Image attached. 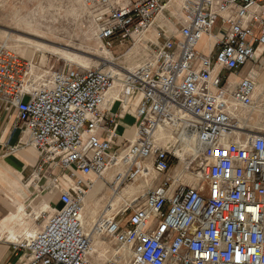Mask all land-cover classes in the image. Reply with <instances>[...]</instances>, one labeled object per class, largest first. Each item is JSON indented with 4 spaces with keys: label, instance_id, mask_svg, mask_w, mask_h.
Here are the masks:
<instances>
[{
    "label": "built area",
    "instance_id": "obj_1",
    "mask_svg": "<svg viewBox=\"0 0 264 264\" xmlns=\"http://www.w3.org/2000/svg\"><path fill=\"white\" fill-rule=\"evenodd\" d=\"M88 1L104 47L144 42L150 56L39 75L0 42V102L29 131L38 171L59 168L74 181L43 228L9 240L13 253L27 264H92L97 235L115 246L102 264H264V133L245 124L261 103L257 83L246 76L226 91L222 74L238 75L264 47V0ZM115 89L123 102L142 96L124 152L114 149L119 114L106 106ZM78 171L112 191L90 230L85 201L96 182ZM150 177L159 183L114 206L120 189Z\"/></svg>",
    "mask_w": 264,
    "mask_h": 264
},
{
    "label": "crops",
    "instance_id": "obj_2",
    "mask_svg": "<svg viewBox=\"0 0 264 264\" xmlns=\"http://www.w3.org/2000/svg\"><path fill=\"white\" fill-rule=\"evenodd\" d=\"M152 37L153 32L147 35L144 41H147L148 38L151 39ZM144 44V42L143 44L139 43L130 51L126 52L129 54L128 57L119 64L132 67L145 62V60L149 58L150 54H146ZM210 44L211 40L208 38L206 44H199V48L208 53V47ZM120 46L123 47V45H119V47ZM260 49L261 51L259 56H255L253 61H249L240 70L238 75L231 71H222V74L227 76V82L224 85V89L226 91L234 90L238 81L246 76L253 78L256 81L257 86L262 83L264 79V47H259L257 52ZM118 93L119 90L115 89L107 95L106 106L109 107L112 112L119 114L117 126L119 136L115 143L114 149H117L118 152H124L126 149H128L131 140L135 136L134 130L136 131L137 126L136 111L142 96L140 93L135 92L129 95L126 102H123L116 99ZM257 96H260L258 92ZM127 117H131L133 122H126ZM16 126H18L17 112L14 109L9 108L4 103L0 102V172H2L4 176L2 177V175H0V179L7 177V180H0V217L7 215L10 210H15L16 206L20 202H24L27 204V211L29 212L31 218L28 220L30 221V225L33 223L37 225L35 229L36 232L43 228L48 223L50 216L60 209L61 203L59 202V189L70 186L68 185L69 179L67 178L69 175L68 172H63L59 168L52 169L45 167L42 171H38V166L42 164L40 152L35 147L28 145L30 138L29 131L22 127L16 129ZM119 129H121V132H119ZM120 169L122 170L124 167H119L108 171L106 173V177L108 179L110 178L111 180L114 177L116 171ZM78 172H76V174L80 176ZM84 179L92 178L88 177L87 175V177ZM148 181H150V179L145 182L148 183ZM3 182L7 184L9 190L13 191L12 194H9L10 192L6 190L4 186H2ZM14 183H17L18 186ZM135 183L144 185L143 180H138ZM135 183H133V185ZM158 183L159 182L156 180H151V186L157 185ZM99 185L103 186V189L100 190V192L105 190V193L102 194L98 203V207L99 204L101 206V204L103 205L106 200L110 199V194H107V190L109 189L104 185L103 182L97 183L95 187L97 188ZM128 187L129 186H126L125 189H128ZM88 199L89 195L85 201L84 211V220L87 228L89 218L88 205L90 204ZM115 201H118V199ZM43 204H47L50 209L47 211L43 210ZM122 204L116 206L115 203L114 206L119 207ZM101 212L102 211H98L96 216L98 217ZM35 214H41L42 218L37 221L34 218ZM21 225H23V223H21L20 226ZM16 226L17 225L13 226L14 232L15 230H19V228ZM21 232L22 230L20 231V234ZM5 233H10V231L7 230ZM7 237L2 238L0 236V264H27L28 260L24 256H17L13 253L9 242L10 238ZM109 244V239H106L103 236L97 237L94 243V246L96 247L95 251L90 255L92 264H102L100 263L101 256L98 251L104 250L103 254H107L105 249L109 246Z\"/></svg>",
    "mask_w": 264,
    "mask_h": 264
},
{
    "label": "rangeland",
    "instance_id": "obj_3",
    "mask_svg": "<svg viewBox=\"0 0 264 264\" xmlns=\"http://www.w3.org/2000/svg\"><path fill=\"white\" fill-rule=\"evenodd\" d=\"M95 7L96 4L90 3L88 0H0V42L7 41L23 58L36 64L39 75L47 74L45 71L62 69L68 65L78 68L104 66L106 63L104 59L110 56L98 38V30L94 21ZM34 42L46 44L50 50L36 51L33 46ZM127 49V46L115 45L111 49L114 62L121 63L125 60L129 55L126 53ZM66 53L78 55L84 59L85 64L78 63L77 60L73 61L66 56ZM262 83H264V79ZM260 102L248 118L255 122L254 130L264 133V87L260 95ZM126 122H133V119L127 117ZM183 165L185 164H176L178 170L182 169ZM149 179L152 180L151 177ZM68 182L70 184V180ZM193 182L194 179L189 176L187 183L192 184ZM130 185L133 184L128 186ZM133 186L134 189L136 188V195H130L128 192L121 193L123 189L119 190L120 193L115 194L114 199H118L115 201L116 206L125 201L132 202L135 196H141L144 185L135 183ZM102 188L103 186L99 185L97 190ZM107 192L111 197L112 191L107 190ZM103 193L105 190L97 192L93 202L99 203ZM108 201L106 200L101 206L99 204L98 211H103ZM23 226L17 224L16 227L19 230H15V233L20 234ZM4 233L1 235L2 238L8 236V233ZM114 247L113 242L110 241L109 246L105 249L107 254L104 253L100 257V263L108 258Z\"/></svg>",
    "mask_w": 264,
    "mask_h": 264
},
{
    "label": "bare ground",
    "instance_id": "obj_4",
    "mask_svg": "<svg viewBox=\"0 0 264 264\" xmlns=\"http://www.w3.org/2000/svg\"><path fill=\"white\" fill-rule=\"evenodd\" d=\"M13 39V38H12ZM207 40H208V37L207 36H203V38L201 39V41H200V43L199 44H206L207 43ZM25 45H27V44H25ZM33 46H35V50L36 51H42L43 52V50H45V51H47V50H50V49H48L49 47H47L48 45H46V44H43V43H36V42H34V44H33ZM106 48V47H105ZM104 48V50L106 51V53L110 56V57H106V59H104L105 61H107L109 64H110V66H112L113 68H117V66L116 65H114L113 63H112V50L111 49H108V48H106L105 49ZM56 51H58L59 49H55ZM260 51H261V49L256 53V55L255 56H259V54H260ZM66 56L67 57H69L70 59H72L73 61L74 60H77L76 62H80L81 64H85L84 62V59H82L81 57H78V55H75V54H69V53H66ZM130 60V59H129ZM262 61H263V59H262ZM33 65H34V63H33ZM36 65V64H35ZM262 68V67H261ZM46 73L48 72V71H45ZM43 74V73H42ZM264 87V83H262V84H260V85H258L257 86V92H258V94L259 95H261L262 94V88ZM260 97V96H259ZM255 122H253V121H251V119H249V118H247V120H246V122H245V124L248 126H250V127H252L253 129H254V126H253V124H254ZM134 132L136 133V131L134 130ZM134 132H133V134H134ZM132 134V133H131ZM132 134V135H133ZM135 135V134H134ZM123 150V149H122ZM121 150V151H122ZM78 174L80 175V177H82V178H86L87 177V175H84L83 173H80V172H78ZM0 175H2V177H4L3 176V173L2 172H0ZM110 176V175H109ZM88 177H90V178H92L93 180H95V182H96V184L97 183H99V182H102L101 181V179H97L96 177H95V175H93V174H91V175H88ZM69 180H70V184H72L74 181H73V179L70 177V176H68L67 177ZM5 180H7V177H5L4 178ZM4 179H0L1 181L2 180H4ZM110 179V178H109ZM15 185H17V183H14ZM70 184H68V185H70ZM95 184V185H96ZM143 184L145 185V187H147V188H149L150 186H151V181H148V183H146L145 181H143ZM2 186H4V188H6V190H8L10 193L9 194H12V192L13 191H11V190H9L8 189V186H7V184H5L4 182L2 183ZM18 186V185H17ZM103 189V188H102ZM102 189H100V190H102ZM125 189V188H124ZM123 189V191L121 192V193H125V192H128L130 195L131 194H133V195H136L137 194V191L134 189V186H129L128 187V189L126 190H124ZM138 189V188H137ZM100 190H97V188L94 186V188H92L91 190H89V192H88V195H89V199H88V201L89 202H92L91 204H89L88 205V207H89V218H88V229L90 230V228H91V226H92V222H93V220H95L96 219V213L98 212V202L96 201H94L93 202V198H95V196H96V194H97V192H99ZM107 193V192H106ZM120 193V192H119ZM88 195H87V197H88ZM100 197V196H99ZM109 199V198H108ZM110 199H112V198H110ZM96 200V199H95ZM114 200V199H113ZM102 205V204H101ZM87 207V208H88ZM40 208V207H39ZM42 208H43V210H45V211H47L48 209H50L49 207H48V205L47 204H43L42 205ZM85 214V213H84ZM29 219H31L30 218V215H29V212L27 211V204L26 203H24V202H20L17 206H16V209L15 210H10L8 213H7V215H4V216H2V217H0V236L2 235V233H4V232H6L7 230L8 231H10V233H8V238H10V239H12V240H16V239H20L21 237H27V236H32V235H34V233H35V229H36V226L37 225H35L34 223L33 224H31L30 225V221H28ZM90 222V223H89ZM21 223H23V229H22V232H21V234H16L15 232H14V229H13V226L14 225H17V224H21ZM35 225V226H34ZM94 237V243H95V241H96V239H97V235H94L93 236ZM96 245V244H95ZM97 246V245H96ZM96 248V247H95ZM98 248V247H97ZM102 248V247H101ZM98 251V250H97ZM104 251V250H103ZM103 251L101 250V251H98L99 252V254H100V256H103ZM106 255V254H105ZM99 263V262H98Z\"/></svg>",
    "mask_w": 264,
    "mask_h": 264
}]
</instances>
